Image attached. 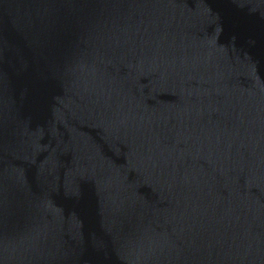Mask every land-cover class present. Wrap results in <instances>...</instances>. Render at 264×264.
Returning a JSON list of instances; mask_svg holds the SVG:
<instances>
[{"label":"water","instance_id":"95a60500","mask_svg":"<svg viewBox=\"0 0 264 264\" xmlns=\"http://www.w3.org/2000/svg\"><path fill=\"white\" fill-rule=\"evenodd\" d=\"M0 264H264V0H0Z\"/></svg>","mask_w":264,"mask_h":264}]
</instances>
